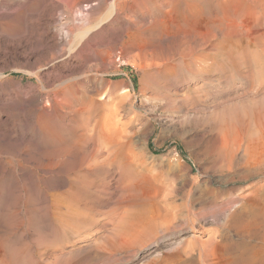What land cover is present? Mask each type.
Here are the masks:
<instances>
[{
  "label": "rangeland",
  "instance_id": "obj_1",
  "mask_svg": "<svg viewBox=\"0 0 264 264\" xmlns=\"http://www.w3.org/2000/svg\"><path fill=\"white\" fill-rule=\"evenodd\" d=\"M4 1L32 3L21 12L27 32L0 36V264H149L172 252L176 239L223 234L225 216L218 213L226 199L264 196V0H119L116 18L83 40L85 52L73 54L71 70L63 62L74 38L86 23L100 22L113 0L102 6L95 0ZM73 68L85 86H116L101 100L111 107L99 117L131 143L130 185L123 196L113 192L100 203L64 194L60 178L45 185L38 167L52 148L44 133L26 125L32 113L30 122L40 119L30 109L38 97L35 77L51 88L48 71ZM146 199L187 200L193 213L206 215L193 231H157L123 245L117 232L131 215L151 212ZM133 202L140 206L130 207ZM224 233L237 241L234 230ZM222 245L220 236L207 248L213 264H224Z\"/></svg>",
  "mask_w": 264,
  "mask_h": 264
},
{
  "label": "bare ground",
  "instance_id": "obj_2",
  "mask_svg": "<svg viewBox=\"0 0 264 264\" xmlns=\"http://www.w3.org/2000/svg\"><path fill=\"white\" fill-rule=\"evenodd\" d=\"M95 1H97L98 6L105 5L106 3V0ZM118 1L119 0H113L111 4H109L108 9L106 10V16L100 22L93 24L86 23V25H88L86 31H84L80 35L75 34L76 37L74 35V43L69 47V53L65 57L66 61L63 62L67 70L68 68L71 70V66L73 63L70 61V59L74 57L73 54L75 53L76 55V52H78L77 50L80 49L82 52H85V50H83L84 48H82L81 46L83 40L86 38L87 40H89L88 38L91 36L92 38H95L96 36H93L95 32L100 29L103 30V25L108 23V20H110V18H113L117 15V12L119 10ZM7 3L10 2L4 1L2 4H0V36L5 35L7 37H15L20 35L21 38V35L23 36L22 33L27 32L25 27L23 29V26H25L26 16L23 14L25 16L23 17V15H21V12L28 11V6H30L32 2L30 4L28 2H18L16 4L14 3V6H10ZM94 10L96 9H93V12ZM119 36L117 38H119ZM65 37L68 36L66 35ZM16 40L18 41V39ZM80 55L81 54H79V56ZM111 57H114V53L110 54L109 57L107 56V58L103 59V63L107 64L108 59ZM74 69L75 68H73L72 71H61L56 75L53 74V71H48L46 75H48V77L52 80L54 79V84L51 88L48 87L49 89L47 88L48 82L42 81L41 78H39L38 76L35 77L38 82L36 85V88H38V97L36 96V98H34L33 105L31 104L32 106L30 107V109L33 112H38L41 120L37 117L36 123L30 122V119L36 117L33 116L32 113L29 115V119L27 120L28 124L26 123V125L32 127V129L39 130L40 132H42V134L44 133L46 142H43H45V144L49 147V150L50 148H52L50 150L51 152L48 151L50 153L47 152L48 156L46 154H42L43 158L40 157L42 160L47 156V159L43 161L44 163H42L41 165H39L40 167H38L40 168V171L42 173V175H39L41 176L43 182L45 183V181H47L48 179L55 178L57 180L58 178H60L62 184H64V187L66 186L67 193L63 192L64 194H69V196L77 197L87 196L85 198V202H87V200H91L90 202L92 203L94 200H96V203L98 201L100 203L99 199L102 196L110 195L112 197L113 192L118 193L117 196H123V193L125 192V187H127V185H130L127 183V181L131 180V177L128 179V176H132V173H134L133 171H131V167L133 164L132 162L134 158L132 157V152H130V150L132 149L131 143L129 141L127 142L128 135H126V142L122 141L123 137H121L120 135L121 132H117L115 127L114 131L111 126L108 127V124L104 125L103 121L99 117L101 113L100 111L102 109L106 110L107 108L111 107L108 101H102L105 99L107 100V96H112V94L116 90V86L107 83H101V86H98V82L95 85L91 84L92 86H85V83L83 84V80L85 77H74ZM46 75L45 77L48 78ZM30 76L34 75L31 73ZM47 80L49 81V79ZM92 92L99 94L98 98L100 99V101L95 100V97L93 98L91 96ZM38 98L44 99L45 105L40 104ZM121 104L122 103H119V105ZM117 106L118 105H115V107L113 106L112 110L115 111L116 108H118ZM110 115H113V112H111ZM109 128L113 129V131ZM29 129L27 128V130ZM43 138L44 137H42V139ZM227 141H224L225 145H228ZM28 142L30 141L28 140ZM224 147L226 148L227 146H222V149ZM29 148L27 147V149ZM47 184L45 183V185ZM54 185L53 188L55 187ZM58 185L56 186L59 187ZM50 186L51 185H49L48 187ZM57 187H55L56 190ZM59 194L57 193L55 194V196ZM77 197L76 200L79 199ZM65 198H67V196ZM62 200L64 203V199ZM65 200V202H67L66 204L69 206V201H67V199ZM146 200H148V204L142 203V205H150L151 212H147L148 214L140 215L139 217L137 214H133V216L131 215L130 219H128V221L123 224L118 230L117 236L118 238H120L123 245L131 246V243L139 242L144 238L150 237L157 231H160L164 234H167L172 231L174 232L182 230L184 228H188L193 231L196 228V223H200L201 220L204 219V215H206V213L203 212L197 214L193 213L191 211L190 201L187 200L186 202H182L179 204L164 203L165 200H162L164 201L163 203L158 200H155V202L151 199ZM60 202L62 203V201ZM74 202L76 203L75 200ZM166 202H168V200ZM160 203L164 204V206H160ZM72 205L70 206L73 207L76 204L73 206ZM77 205H80V203ZM131 206L137 207L140 206V203L133 202L130 204V207ZM80 207L82 208V206ZM235 207H238L236 211H234L233 213L229 212L228 215H225L226 211H230V209L232 210V208ZM75 208L76 206L74 207V209ZM68 210L70 209L68 208ZM77 210L79 211L78 208ZM218 214H222L223 216H225L221 225L223 234L220 235V233H218L219 231L211 232L208 236V239L206 238V241H201L198 237L194 240L187 242L184 241V237L176 239L175 241L170 242L173 248L172 252L160 257L158 261L154 260L149 264H213L208 256L207 248L210 244L216 241L217 237L220 236L222 237V241L224 242V245H222L221 250L222 257H225V259H223L224 264H264V196H254L250 200H247L246 198H239L238 201H235L234 199H226L225 202H223L221 208L219 209ZM231 230H234L238 234V238L236 237L237 241L235 242L232 241L229 235L224 233V231L230 232Z\"/></svg>",
  "mask_w": 264,
  "mask_h": 264
}]
</instances>
